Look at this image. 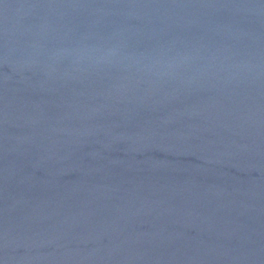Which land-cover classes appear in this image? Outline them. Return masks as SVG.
<instances>
[{"label": "water", "instance_id": "water-1", "mask_svg": "<svg viewBox=\"0 0 264 264\" xmlns=\"http://www.w3.org/2000/svg\"><path fill=\"white\" fill-rule=\"evenodd\" d=\"M0 264H264V0H0Z\"/></svg>", "mask_w": 264, "mask_h": 264}]
</instances>
